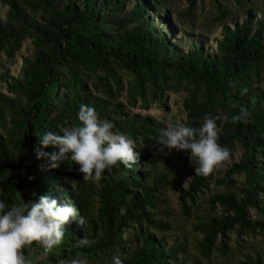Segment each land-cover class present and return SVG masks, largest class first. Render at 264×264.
<instances>
[{
  "label": "trees",
  "instance_id": "1",
  "mask_svg": "<svg viewBox=\"0 0 264 264\" xmlns=\"http://www.w3.org/2000/svg\"><path fill=\"white\" fill-rule=\"evenodd\" d=\"M182 1L191 23L203 0ZM220 1L208 0L219 35L187 44L189 35L173 38L181 30L163 0H0V201L7 211L49 195L79 214L51 252L26 246V264H113L117 255L122 264H264V0H222L232 13ZM17 57L16 72L3 66ZM170 93L181 94L182 125L216 119L217 143L230 152L208 176L195 175L191 157L188 186L176 189L182 219L195 220L193 260L168 209L172 155L158 143L165 127L144 114ZM82 104L133 140L139 163L84 182L71 154L57 169L38 156L58 151L39 137L78 124ZM241 107L247 122L232 123ZM155 154L164 168L156 174ZM84 238L90 246L76 247Z\"/></svg>",
  "mask_w": 264,
  "mask_h": 264
},
{
  "label": "clouds",
  "instance_id": "2",
  "mask_svg": "<svg viewBox=\"0 0 264 264\" xmlns=\"http://www.w3.org/2000/svg\"><path fill=\"white\" fill-rule=\"evenodd\" d=\"M249 116L250 113L241 107L238 114L231 117V122L246 123ZM77 118L79 123L64 128L62 134L48 131L39 137L38 143L43 148L52 146L58 149L51 153L38 150V156L45 157L50 168H59L71 154V161L79 165L86 182L101 180L105 170L111 171L120 163L128 169L139 163L133 140L114 130L113 122L100 120L93 107L82 104ZM220 119L227 121L229 117L225 115ZM219 131L216 119L206 115L200 128L169 124L161 130L158 143L163 151L175 149L190 153V158L195 157L198 165L194 167L195 175L208 176L230 161L229 150L217 143ZM7 174L8 177L11 175L10 172ZM6 207L0 201V264H26L23 250L34 242L51 252L61 244L70 218L79 216L74 206L58 207L57 201L49 195H41L38 201L13 202L7 211ZM84 222L85 218L78 219L79 224ZM91 243L86 238L78 239L76 247L90 246ZM112 260L113 264H122L118 255ZM71 264H83V261L77 258Z\"/></svg>",
  "mask_w": 264,
  "mask_h": 264
},
{
  "label": "rangeland",
  "instance_id": "3",
  "mask_svg": "<svg viewBox=\"0 0 264 264\" xmlns=\"http://www.w3.org/2000/svg\"><path fill=\"white\" fill-rule=\"evenodd\" d=\"M165 1V9L170 11L171 14V22L173 25L175 23L177 26H179L181 31H178L173 35V38L180 40L181 38L187 39L188 35L189 38L187 39V44H189L190 41L195 40L199 42H203L207 39L205 37L206 34L209 39V44L219 35V28L216 24L212 23L213 17L216 16V12L212 10L209 6L208 0H203L201 4H197L196 11L194 13V18L191 23L188 22L187 19L180 16V12H183L186 8V3L182 0H163ZM221 6L224 7L222 9L223 12H234V8L232 5L227 4L226 2L220 1ZM5 9L0 5V14H4ZM155 21L158 20V18H154ZM176 26V25H175ZM217 26V27H216ZM187 30V35L185 34V31ZM23 49V48H22ZM184 49H186L184 47ZM23 50H21L22 52ZM17 56V55H16ZM3 66H5L6 69H9L10 71H17L19 67V57L16 59L14 58L13 61H5L3 62ZM15 71V72H16ZM181 94H175L170 93L166 95V98L164 100L165 106L163 105L162 109H156L153 108L150 111H147V114L155 119L160 120L163 123V126L166 128L169 124L172 126L176 125H182V122H184L185 115L182 111V107L180 104ZM171 153L172 157H170V160L173 162V172L169 174V180L172 181V185L169 187L168 191L166 192V199L168 201V209L173 215L172 219L175 230V234H180L179 236L186 235L189 240L187 241L189 248L187 249V256H189V259L193 260L195 257V251L193 249L194 247V235L191 232L192 224L195 222L193 218H190L188 220L182 219L181 213L179 212V205L177 200V194L176 189L181 188H187L188 183L191 179L189 167L191 165L190 162V156H183V154L175 149L169 151ZM161 155L165 156L163 152H160ZM238 158V156H236ZM155 163L157 164L156 171L154 172L159 173L163 168L161 165V162H163L162 159H159L157 157V154L154 156ZM219 168H217L215 171H217ZM243 181V177H237L236 182L238 185ZM69 192L72 195L73 191L72 189L74 186L68 185ZM222 190L221 188H215L214 185L211 186L212 193ZM210 196V192L205 193L204 198H208ZM171 237H174V234L170 235ZM232 237V236H231Z\"/></svg>",
  "mask_w": 264,
  "mask_h": 264
}]
</instances>
